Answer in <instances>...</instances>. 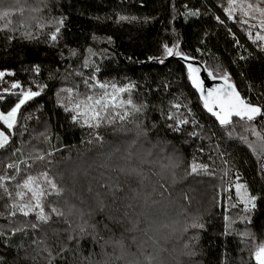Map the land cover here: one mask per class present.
<instances>
[{
    "label": "trees",
    "instance_id": "trees-1",
    "mask_svg": "<svg viewBox=\"0 0 264 264\" xmlns=\"http://www.w3.org/2000/svg\"><path fill=\"white\" fill-rule=\"evenodd\" d=\"M8 5L23 7L24 11L9 17L12 22L8 28H4L6 20H0V71L5 72L0 77V111L7 112L18 100L21 89H13L14 82L19 81L24 90L40 91V95L21 107L11 133L12 146L0 150V175L6 163L25 160L29 154L35 155L34 151L51 152L32 173L49 171L66 189L62 198L57 201L53 197L50 202H56L65 212L68 206H74V214L68 217L74 227L81 223L78 211L83 210L84 218L96 225L97 235L95 241L91 236L81 239L77 251L75 241L67 240L68 225L63 218L53 215L49 223H41L34 230L30 223L36 222L35 214L24 217L17 212L10 216L11 206L0 189V232L4 233L0 236V264H48L42 249L50 247L55 254L60 242L72 250L54 264H88L83 258L90 253L97 264H148L149 257L153 264H255L251 238L239 233L247 227L257 243L264 240V156L258 160L237 138L247 135L249 141L256 140L244 133L239 119L233 118L235 132L229 138L215 117L203 109L199 94L187 80L186 67L163 57L164 44L171 47L179 42V51L200 60L218 75L227 71L242 97L264 108V51L243 32L238 18L227 19L223 13L226 0H19V4L17 0H4V6ZM33 8L40 11L32 12ZM189 9H199L200 14L185 17L183 13ZM61 16L66 18L64 27L53 47L46 42L51 29H37L34 17L46 22ZM118 16L129 19L121 21ZM216 16L224 23H219ZM26 31L32 33V39L25 37ZM89 48L95 56L88 53ZM86 56L99 66L98 79L120 85L134 83V100L147 104L142 115L96 130L103 137L102 143H88L93 130L74 125L58 104L60 88L79 84L84 91L81 78L70 73L91 75L92 68H82ZM34 65H39V74L33 70ZM169 102L187 105L198 121L195 128L188 124L179 132L169 129L161 117V109L167 112ZM180 112L187 114V109L182 107ZM137 123L147 130L146 136H136ZM254 123L259 129L264 117ZM193 130L198 133L195 137L188 135ZM256 147L259 152L258 143ZM13 148L20 151L10 155ZM149 151L151 156L147 155ZM168 157L179 167L162 169L161 165L170 164ZM194 159L207 165V172L187 175ZM133 169L140 174L130 175ZM225 172L230 175L229 186L239 174L240 182L261 197L250 225L241 223V206L228 205L225 213L224 201L220 204L225 192H219L216 184L221 183ZM5 183L14 193L15 182ZM71 184L82 192L74 196V201L68 197ZM101 185H118L120 190L113 195ZM200 192L204 193L199 204H204L203 211L194 202ZM226 194L232 197L228 204L236 203L234 187ZM98 200L103 201L102 211ZM45 210L49 211L47 206ZM225 214L230 218L227 232ZM164 216L180 222L178 228L164 227L154 232L159 225L151 221ZM194 218H199L204 228L189 227ZM13 228L21 230L13 235ZM42 239L43 244L32 243ZM190 252L195 255H188Z\"/></svg>",
    "mask_w": 264,
    "mask_h": 264
},
{
    "label": "snow or ice",
    "instance_id": "snow-or-ice-1",
    "mask_svg": "<svg viewBox=\"0 0 264 264\" xmlns=\"http://www.w3.org/2000/svg\"><path fill=\"white\" fill-rule=\"evenodd\" d=\"M19 4V0H17ZM187 8V6H185ZM23 7H16L12 5L4 6V0H0V20H6L4 28H8L11 24V19L9 17L14 13L18 12L23 14ZM32 12H39V8L31 9ZM223 13L226 15L228 20L235 21L236 15H239V20L236 21L241 25L248 26V38L253 40V42H260V46L264 48V0H226V6L223 7ZM200 14L199 9L187 10L183 15L187 16H198ZM36 19L37 29L43 30L45 28H50L51 30L46 33L47 43L50 46H56L59 42L61 36V29L64 27L65 17L61 16L59 18L53 17L48 19L46 22H41L40 18L34 17ZM118 20H128L127 16H118ZM131 19H136L132 17ZM215 19L219 23H224L220 20L219 16ZM250 21H255L256 23H250ZM23 27V25H21ZM258 29L256 31L255 37L252 35V30ZM25 37L32 39V33L26 31L24 33ZM9 40L13 39L12 36L8 37ZM111 42V37L108 38ZM237 43H239L237 41ZM179 42L175 43L173 46H168V44L163 45V57H182L184 60H191L192 57L187 56L185 53L178 50ZM72 55H75L74 50H70ZM91 56L96 54L91 48L87 49ZM199 51V49H197ZM149 59H152L151 57ZM160 63H163V58H158ZM243 59V57H241ZM82 68L88 69L92 68L91 75L85 77L84 73L81 71H74L76 76L81 78V83L84 85V91L81 92L79 89V84L74 87H62L58 90V104L63 108V110L69 114L70 120L74 125H79L80 127H87L93 130L90 133V139L88 143H102L103 137L100 135L98 130L102 125H114L117 120L124 122L129 120V118H135L137 115H142L147 108V104L144 102L137 103L132 95V90L136 85L132 82L120 85L115 81H101L98 79L96 73L100 72L99 66H96L93 61H90L89 57H85ZM33 70L35 73L39 74V65H34ZM208 72V76L213 79H220L223 81L222 84H217L215 87H210L205 89L204 81L200 78V69L194 66L192 63L186 64L187 80L190 81L191 86L199 93V101L202 103L203 109L206 110L211 116L215 117V121L225 129L229 138L233 137L235 128L231 127L233 125V117L239 119L242 122L244 133H250L256 138L255 141H249L247 135H238V139L245 143L249 149L252 150L253 155H257L258 160L264 156V125L258 129L257 125L254 123L258 117H264V108L260 105L251 103L247 98L242 97L237 91L235 86L230 82V76L227 71L218 75L210 69H205ZM5 72L0 71V77H3ZM8 75H13V73H8ZM11 87L13 89H21L18 95V100L13 107L7 112L0 111V150H7L11 147V135L15 125L18 122V112L26 102L32 100L34 97L40 95V91H33L32 89L24 90L21 88L19 81L12 83ZM39 88H44L46 85H38ZM165 88L168 87L167 84L164 85ZM4 91H8L5 89ZM60 93H65L66 95L61 96ZM2 99V97H0ZM187 109V114L181 113V108ZM161 117L165 120L166 126L175 131L179 132L182 125L191 124L195 128L198 121L195 119L194 113H192L187 105H182L179 102H169V109L165 112L161 109ZM171 121V123H168ZM136 136H146L147 130L142 126L141 123H137ZM43 135V134H41ZM190 136H197L198 133L193 130L188 133ZM47 139V137H46ZM83 142V141H82ZM259 143V152L257 151L256 144ZM133 144L136 140L132 141ZM155 147V145H153ZM19 148H13V152L10 155H14L15 152H19ZM202 151V149H201ZM52 155L51 152L43 153L40 151L36 152V155L29 154L28 158L21 161H11L5 164V172L0 175V189L3 190V194L7 196L8 202L10 204L9 215L15 216L17 212L22 214L24 217H28L30 214H35V221L30 223L32 229H38L40 224H47L54 215L57 218H63L64 223L68 225L65 231L68 233L67 240L75 241L77 246V251L79 248L80 240L86 236H91L93 241L96 240V225L90 224L87 219H85V213L83 210L78 211V215L81 223L76 224L75 227L73 223L68 219L69 216L73 215L74 206H68L67 212L63 208H60L56 202H50V198H55L57 201L64 196L66 189L61 186L55 179V177L49 174V171H38L35 174L32 173V169L37 163L44 162L48 157ZM131 153H129V156ZM148 156L152 153L149 151ZM223 156L224 153H221ZM170 164L161 165V168H175L179 167L178 164L171 163V157H168ZM31 161V163H29ZM51 163V160L47 161ZM227 163V162H226ZM21 164L25 165V168H21ZM208 166L205 164H199L191 162L188 165L187 175H198L201 171L207 172ZM8 170H12L9 174ZM262 171H264V166H262ZM23 172V177L21 173ZM130 175H139L140 173L133 169ZM211 174V173H208ZM227 174V173H226ZM173 177L175 173H172ZM236 182L229 187L223 188V192L229 193L230 188L235 189V198L237 203H233L231 207L236 208L237 204L243 206L242 212L244 215L241 217V223L247 222V225L252 223L251 214L257 209V201L261 199L258 194H253L245 183L240 182V176L237 174L235 178ZM6 181L15 182L14 188L15 192L11 191ZM101 187H108L113 195L120 188L118 185H101ZM163 187V185H161ZM91 191V189H89ZM99 196V194H97ZM15 196V199H13ZM187 199V196L184 197ZM231 195H228V199L231 200ZM100 210H103L104 204L102 200L97 201ZM67 206V201H65ZM49 209L46 211L45 208ZM8 207V204L5 205ZM225 213H227V208H225ZM91 215V212L88 213ZM225 220V231L228 230L229 216L224 215ZM106 227V226H105ZM189 227L193 229H202L204 224L199 222V218H194L190 223ZM92 229L91 232L88 229ZM19 228H13L11 230L14 235ZM187 231V228L185 229ZM4 233L0 232V236ZM241 237H250L252 242L251 256L255 261V264H264V240L259 243L256 242L255 234L250 230L245 229V231L240 232ZM242 242L247 243V240H242ZM33 244H43L44 240H33ZM120 243L119 241L117 242ZM187 247V245H186ZM47 253L48 264H54L57 258L64 260L65 255L71 251L67 243L60 242L59 251L53 253L50 247H45L42 249ZM188 255H195L194 252L188 253ZM85 257L83 259L88 261V264H97L90 259ZM35 259V257H33ZM148 264H153L152 258H147Z\"/></svg>",
    "mask_w": 264,
    "mask_h": 264
},
{
    "label": "rangeland",
    "instance_id": "rangeland-1",
    "mask_svg": "<svg viewBox=\"0 0 264 264\" xmlns=\"http://www.w3.org/2000/svg\"><path fill=\"white\" fill-rule=\"evenodd\" d=\"M27 18L29 19L30 18V16H27ZM236 18H238V20H239V15L237 14L236 15ZM235 18V19H236ZM250 23H256L255 21H250ZM22 24H26V25H28L26 22H23L22 21ZM238 25L241 27V29L243 30V32L245 33V34H248V26L247 25H241L240 23H238ZM258 29H254V30H252V35H253V37H255V34H256V31H257ZM255 43H257V46L259 47V49H261V50H263L264 51V48H262L261 46H260V42L259 41H257V42H255ZM20 111V110H19ZM19 113V112H18ZM13 132V131H12ZM10 135H11V133H10ZM258 143V142H257ZM258 145H259V143H258ZM36 152L37 151H34V154L36 155ZM230 176V175H229ZM229 176L226 174V172L224 173V177L222 178L223 180H221V183H217L216 185H219V186H217V188L219 189L220 188V191L219 192H223V188H226V187H229V183L228 182H230V181H228L229 179ZM228 179V180H227ZM201 188V187H200ZM200 191H203V189L201 188V190ZM84 193H85V191H83ZM82 193V192H81ZM81 193H80V189L78 188V186H73L72 184H71V188H70V190H69V193H68V197L71 199V200H73V198L75 199L76 197H74V196H81ZM204 196V193H202V192H200L196 197V199L194 200V202H195V204H197V205H199L200 204V198H202ZM223 200L222 201H220V204L221 205H223L222 204V202L224 201V206H225V208H226V206H230V205H232V204H228V201H229V199H228V195L226 194V193H224L223 194ZM85 198H86V195L84 196ZM203 199H205V198H203ZM74 201V200H73ZM235 201H236V198H235ZM236 203H237V201H236ZM200 207H201V210L203 211L204 210V204H201V205H199ZM237 206H241V208H243V206L242 205H240V204H237ZM199 208V207H198ZM227 211H228V208H227ZM188 217H191V216H188ZM162 219H165V220H162ZM161 220L160 219H158V217H157V219L156 220H153V221H151L152 222V224H154V225H159L157 228H154V232H157L158 231V229L160 230V228L162 229V228H164V227H172V228H178V225H179V223H176V222H174V221H172V220H170V218L168 217V216H164V218H162ZM229 221H230V218H229ZM180 225H182V223L180 224ZM152 232H153V230H152ZM154 256V255H153ZM156 256H160L159 254H157ZM168 262V263H167ZM167 262H165V264H169V261H167ZM170 264H172V263H170Z\"/></svg>",
    "mask_w": 264,
    "mask_h": 264
},
{
    "label": "water",
    "instance_id": "water-1",
    "mask_svg": "<svg viewBox=\"0 0 264 264\" xmlns=\"http://www.w3.org/2000/svg\"><path fill=\"white\" fill-rule=\"evenodd\" d=\"M177 60L179 62H181L185 67H186V64L187 63H192L194 66H197L199 69H200V78L201 80L204 81V86H205V89L207 88H210V87H215L217 84H222L223 81L220 80V79H213L212 77H209L208 76V72L205 70L207 69L206 65L204 63H202L200 60L198 59H191V60H184L182 57H176V56H171V57H166V60ZM230 82L235 86V88L237 89L236 85L234 84V82L230 79ZM237 91L239 92V90L237 89ZM240 93V92H239ZM199 94V93H198ZM241 94V93H240ZM242 96V95H241ZM210 114V113H209ZM233 118H236V117H233ZM261 117H258L256 119V121L254 122H257ZM238 119V118H236Z\"/></svg>",
    "mask_w": 264,
    "mask_h": 264
}]
</instances>
